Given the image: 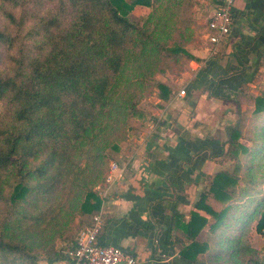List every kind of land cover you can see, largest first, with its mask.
<instances>
[{"label":"trees","instance_id":"obj_1","mask_svg":"<svg viewBox=\"0 0 264 264\" xmlns=\"http://www.w3.org/2000/svg\"><path fill=\"white\" fill-rule=\"evenodd\" d=\"M156 2L59 0L56 8L33 13L30 23L25 15L18 18L12 12L5 13L15 26V31L8 26L0 29V44L14 51L10 66L0 68V99L15 105L12 122L0 130V171L9 170L8 176L0 173V197L5 196L7 184L9 217L27 216L38 203L46 201L53 186L44 178L63 168L71 152L101 127L114 100L113 73L122 68L130 43L137 42L145 30V24L131 12L137 5L154 6ZM168 51L201 60L182 46H172ZM158 87L159 97L169 100L170 87L162 81ZM253 102L256 124L245 137L251 144L241 141L244 134L239 123L228 126L221 154L234 160L233 168L219 170L211 177L188 220L183 215L172 218L184 264H206L201 255L209 251L210 244L199 235L207 226L215 230L229 227L239 218L235 211H242L243 225L232 232L226 246L230 254L238 256L250 248L240 238L249 218L256 219L259 232L264 231V174L258 180L253 174L254 162L264 168V95L255 96ZM40 157L41 162L33 165ZM212 200L220 208L214 207ZM101 204L98 192L89 188L80 209L93 217ZM91 222L92 218L85 225ZM68 248H49L43 259L62 261ZM38 260L26 242L0 238V264H37ZM243 264H264V248Z\"/></svg>","mask_w":264,"mask_h":264},{"label":"rangeland","instance_id":"obj_2","mask_svg":"<svg viewBox=\"0 0 264 264\" xmlns=\"http://www.w3.org/2000/svg\"><path fill=\"white\" fill-rule=\"evenodd\" d=\"M218 1L157 0L154 6L137 5L132 10L136 20L145 24V30L137 42L130 43L122 68L113 73L114 100L108 115L103 119L101 127L71 152L63 168L54 170L44 178L46 183H52V194L46 201L38 203L32 211H28L27 216H8L9 204L6 197L9 186L5 184V196L0 197V238L26 242L32 253L39 258L37 264L49 262L43 259L47 249L60 251L70 246L79 230L92 218V215L82 214L80 209L87 189L93 188L100 194V190L104 189L107 183L106 177L112 163L127 166L131 152L140 147L144 148L148 139L163 123L175 118L171 105L164 104L159 97L158 82L162 81L170 87V99L189 97L191 94L187 81L194 74L193 68L190 67L192 60L182 53L173 54L168 50L178 45L194 55L204 57L209 54L210 50L207 48L210 49L211 43L207 37V26ZM18 2L20 3L15 5L0 0V29L8 26L10 30L15 31V26L5 15L6 12H12L18 18L25 15L30 23L33 13L56 8L59 0ZM13 53V50L0 44L1 69L10 66ZM220 54L219 51L214 56L218 57ZM203 57H199L201 60H198V64L206 59ZM256 70L251 82L242 83L237 96L235 95L236 112L229 117L233 125L240 124L244 134L241 141L249 145L251 141L245 137L250 135L249 130L256 124L253 117V101L255 96L264 95V54ZM182 89H185L184 94H180ZM14 110L13 103L6 98L0 99V130L12 122ZM169 113L171 114L167 120ZM42 158L34 160L33 165L39 164ZM243 159L247 161L248 157ZM216 161L221 167L219 170L232 169L234 166V160L221 153H218ZM253 164V174L258 180L264 174V168L259 167V163ZM1 171V174L8 176L9 170L4 168ZM214 174L206 179L203 189L208 187ZM212 202L214 207L220 208L215 200ZM234 214L239 218L232 220L229 227L215 230L207 226L199 235L200 240L210 244L209 251L201 255L206 264H243L264 248V231L259 232L256 229V219L251 217L244 223V229L240 233L242 244L250 248L242 250L238 256L229 253L226 246L230 242L232 232L243 225L240 223L242 211H235ZM213 222L214 219L211 218L210 224ZM22 264L26 263L22 261Z\"/></svg>","mask_w":264,"mask_h":264},{"label":"crops","instance_id":"obj_3","mask_svg":"<svg viewBox=\"0 0 264 264\" xmlns=\"http://www.w3.org/2000/svg\"><path fill=\"white\" fill-rule=\"evenodd\" d=\"M220 52L195 54L206 59L190 61L191 94L163 100L175 118L169 122L167 114L144 148L131 152L123 176L110 188L100 241L133 253L139 264H184L171 221L177 215L189 219L204 182L221 169L217 155L233 125L237 93L251 82L264 54V0H236Z\"/></svg>","mask_w":264,"mask_h":264},{"label":"built area","instance_id":"obj_4","mask_svg":"<svg viewBox=\"0 0 264 264\" xmlns=\"http://www.w3.org/2000/svg\"><path fill=\"white\" fill-rule=\"evenodd\" d=\"M236 0H219L208 22L207 37L211 43L210 55L220 51V44L227 39L235 19ZM185 89L180 91L184 94ZM126 165L112 163L106 177V185L100 190L101 208L93 217L92 222L82 227L75 242L67 250V257L62 264H139L137 257L119 246L100 242L103 227V215L110 195L111 186L123 176Z\"/></svg>","mask_w":264,"mask_h":264}]
</instances>
